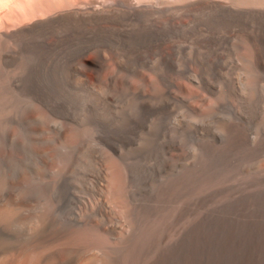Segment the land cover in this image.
Segmentation results:
<instances>
[{
    "label": "rangeland",
    "instance_id": "374dc122",
    "mask_svg": "<svg viewBox=\"0 0 264 264\" xmlns=\"http://www.w3.org/2000/svg\"><path fill=\"white\" fill-rule=\"evenodd\" d=\"M191 26L164 35L176 43L168 61L157 58L163 46L156 37L121 38L112 32L87 34L64 48L11 46L0 58V170L30 176L36 201L51 206L55 221L70 229L95 219L117 224L118 237L132 238L141 264H263L264 63L192 59L190 44L209 38L212 45L226 46L234 28L204 21ZM259 34L264 40V28ZM86 50L104 56L107 65H82L78 55ZM110 71L119 77L114 83L104 80ZM114 163L128 173L134 227L111 196Z\"/></svg>",
    "mask_w": 264,
    "mask_h": 264
},
{
    "label": "bare ground",
    "instance_id": "6f19581e",
    "mask_svg": "<svg viewBox=\"0 0 264 264\" xmlns=\"http://www.w3.org/2000/svg\"><path fill=\"white\" fill-rule=\"evenodd\" d=\"M199 21L200 22L204 21V22H209V23H214V24H219V25H223V24L224 25H230L232 27V29L234 28V30H233L232 35L230 37H228L229 40H228V42H226V46H223V47H217V45H215L217 43H213L214 45H212V43L209 42L210 41L209 38L205 39V40L202 39L203 41H199V42L196 41L197 44H194V45L190 44L189 47L191 48V51L194 52L192 59L204 60V61H215V60H222V59L231 58V59H239V60L248 62L252 65H260V64L264 63V40L260 37V34H259L261 32V30L264 28V0H0V58L5 59L7 57V54H6L7 51H9V48L13 45H22V46L48 45V46H53V47H58V48H64V47H67L69 45L77 44L80 41L81 37L85 36L87 34L90 35V34H94L97 32H112L121 38H136L137 39L140 36L141 37L142 36L156 37L158 39L160 45L163 46L162 50L159 53H157L156 56L160 60L168 61V60L174 59L175 54L172 53L170 50L171 49L173 50L176 47V43L172 40H169V41L165 40L164 35L169 31H175V30H179L182 28H186V27H189L192 24L197 23ZM205 25L207 26V23ZM208 26H209V24H208ZM191 27H193V26H191ZM95 39H96V37H95ZM110 39H109V41H110ZM130 40H132V39H130ZM144 46H146V45L144 44ZM84 47H86V46H84ZM192 48H193V50H192ZM40 49H39V51H40ZM65 49H67V48H65ZM72 49H71V51H72ZM25 51H26V53H29V51H27V50H25ZM32 52H34L33 49H32ZM65 58H68V57H65ZM78 60L82 65L89 66V67H95L98 65L99 66L100 65H105V66L107 65L106 58L104 56L98 54V52L97 53H89L87 50L78 55ZM226 64H227V62H226ZM82 70H84V69H82ZM55 74H53V75H55ZM63 74H64V72H63ZM77 74H78V72H77ZM83 74H85V73H83ZM118 79H119V77L114 71L108 72L104 77V80L110 81V82H113V81L118 80ZM185 80H187V79H185ZM117 83H118V81H117ZM86 84H87V82H86ZM192 84H194V83H192ZM192 84H189V85H192ZM74 88H76V87H74ZM43 91H45V90H43ZM0 92H2V91H0ZM85 95H86V93H85ZM168 96H170V95H168ZM140 97H142V95ZM47 98H49V97H47ZM55 98H57V100H58V97H55ZM64 98H65V96H64ZM146 98H147V96H146ZM2 99H3V97H2ZM51 101H49V102H51ZM53 101H56V100L54 99ZM1 102L2 101H0V103ZM84 102H85V100H84ZM3 103H4V101H3ZM3 103H1V105ZM69 105H70V102H69ZM44 106H43V108H44ZM49 107H51V106L49 105L48 108ZM68 107H70V106H68ZM48 108H47V110H48ZM148 108H150V110H151V106ZM0 109H2V108H0ZM62 109H63V107H62ZM73 110H75V109H73ZM143 111H145V110H143ZM146 112H144L145 115H148V114H146ZM30 113H32L31 118H33V115L35 117V114H34L35 112L33 113V111H32ZM37 116L38 115H36V117ZM37 118H36V120H37ZM27 119H28V117H27ZM23 120L26 123L25 119H23ZM27 122H29V121H27ZM34 122H35V120H34ZM45 123H47V122L45 121ZM23 125H22V128H23ZM33 125H35V124H33ZM40 126H41V124H40ZM33 127L34 126H32V129H33ZM35 127H37V125H35ZM45 127H46V124H45ZM30 128H28V129H30ZM42 129H43V126H42ZM99 129H100V127H99ZM205 129L207 130V127ZM228 129H229V127H228ZM30 130H28V131H30ZM65 130L67 132V129H65ZM209 130H211V129H209ZM209 130H207V131H209ZM47 132H49V131H47ZM203 132L205 133V131H203ZM13 134H14V132H13ZM63 134H64V132H63ZM236 134H239V133L237 132ZM12 135H10V137H12ZM40 136L42 137V135H40ZM61 136H63V135H61ZM35 137H37V135H35ZM35 137H31V138L35 139ZM41 137H39L38 140H42V139H40ZM95 137H98V135H96ZM99 137H103V136H99ZM8 138H9V136H8ZM42 138H45V137H42ZM20 139H21V141L23 140L22 136ZM46 139H48V138H46ZM98 139L101 140V138H98ZM10 140H9V142H10ZM33 141H36V139ZM99 142H101V141H99ZM34 143L37 144V142H34ZM53 143H54V141H53ZM18 144H20V143L18 142L17 145ZM42 145H43V143H42ZM18 146H16L15 148L18 149L20 147V146L19 147ZM44 146H46V145H44ZM44 148L47 149L46 147H44ZM44 148H43V150H44ZM1 149L3 151L6 148H4V149L1 148ZM63 149H65V146ZM20 150H22V149L20 148ZM101 150H103V149H101ZM85 151H86V149L84 150V152ZM31 152H32V150H31ZM40 152H43V151H40ZM18 153H19V151H18ZM25 153L26 152H24V154ZM81 154H83V152ZM81 154H80V156H81ZM98 154H99V152H98ZM104 154L105 153H103V155ZM13 155L16 156L17 154L14 153ZM19 155L24 156L22 154H19ZM0 156L3 159L2 154ZM3 156H6V155H3ZM42 156H43V153H42ZM46 157H47V154H46ZM84 157H86V156H84ZM22 158H24V157H22ZM90 158L92 159L93 156L92 157L90 156ZM108 158H110V157H108ZM192 158H194V157H192ZM6 162H5V164H6ZM23 163H24V161H23ZM82 163H84V162L82 161ZM80 164H81V162H80ZM80 164H78L77 166H79ZM89 164H88V166H89ZM39 166H41V164ZM146 166H148V165H146ZM103 167H106V166H103ZM33 168H35V167H33ZM113 168L115 169V172L113 171L114 170L113 169L112 171L114 173L110 177V184H109L111 186L112 199L118 205L117 207H119L121 209V211L126 214L129 221L131 220L130 224L134 227L135 226V220L134 219L136 216V211H135L136 209H135V205H132L130 203V201L127 198V194H126V185L125 184H126V180H127V177H126L127 171L124 174V172L120 169V167L117 163H114ZM31 169H32V167H31ZM35 169H34V171H35ZM79 169H80V167H79ZM81 169H82V167H81ZM89 170L92 171L90 168H89ZM87 172H88V170H87ZM151 172H153V171H151ZM77 173H78V171H77ZM82 176H83V172H82ZM28 177L30 178V176H28ZM28 177L24 176V175H19L17 177H13V176L11 177L9 175L2 173L0 170V264H139L140 263V258L138 256V248L135 249L130 244V242H131L130 240H132L131 237H127L125 240H121L118 237V233L120 231L118 230L119 227L117 226V224H111L110 221H107L106 223H102V222L100 223V222H97L98 220L95 221L96 219L94 220V218L92 217L94 222H91V220L89 219V221L91 223H89L88 225L85 223V226L80 225V226H77L75 228L70 229L68 227L70 225H66L65 221H64L65 223L55 221V219L52 216L53 208L51 206L46 205L45 203H42V202L39 203L36 201V196H38L39 194L37 195V193H36L37 190L35 191L34 188L29 187V185H28L29 178ZM87 177H88V175H87ZM101 177H103V175ZM77 178H78V176H77ZM108 178H109V176H108ZM78 179H80V178H78ZM98 179L101 180L100 177ZM91 180H92V178H91ZM132 181H133V178H132ZM83 182H84V180H83ZM94 182H95V180H94ZM101 182H102V180H101ZM53 183H55V182H53ZM76 183H77V181H76ZM78 183H79V180H78ZM86 185L87 184L85 183L84 186L87 188ZM99 185H101V184H99ZM53 186H54V184H53ZM79 186H81V185H79ZM136 186H137V184H136ZM136 186L134 188H136ZM63 190H64V186H63ZM39 191H38V193H39ZM136 192H138V190ZM43 193H44V191H43ZM50 195H51V193H50ZM61 195H63V194H61ZM170 195H171V192H170ZM41 196L43 197V195H41ZM41 196H39V198ZM136 196H139V195H136ZM136 200H137V197H136ZM38 201H39V199H38ZM58 201H60V198H58ZM97 203H99V202H97ZM57 204H59V203H57ZM60 205H62V203ZM95 206H97V205H95ZM173 206H175V205H173ZM100 209H101V207H100ZM65 210H66V208H65ZM102 210L104 211V209H102ZM102 210L100 212H102ZM58 211H60V210H58ZM67 213H68V211H67ZM82 213H83V211H82ZM85 213H87V212H85ZM111 214H112V212H111ZM91 216H90V218H91ZM77 219H79V218H77ZM73 223H74V221H73ZM80 223H83V222H80ZM76 224H78V223H76ZM172 227H173V225H172ZM138 234H139V232H138ZM141 238H143V237H141ZM177 240H179V239H177ZM140 242H141V240H140ZM140 242H138V245H140L139 244ZM176 242H178V241H176ZM141 244H143V243H141ZM140 253H139V255H140ZM245 257H246V255H245ZM161 258H163V257H161ZM170 258H172V257H170ZM187 258L189 259V257H187ZM157 260H159V259H157ZM169 261H171V260L169 259ZM201 261H203V260H201Z\"/></svg>",
    "mask_w": 264,
    "mask_h": 264
}]
</instances>
